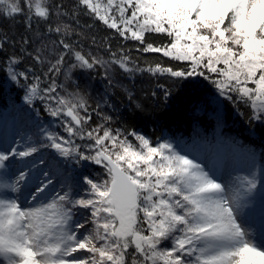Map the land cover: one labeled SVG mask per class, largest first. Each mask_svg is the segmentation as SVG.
Segmentation results:
<instances>
[{
  "label": "snow or ice",
  "instance_id": "snow-or-ice-1",
  "mask_svg": "<svg viewBox=\"0 0 264 264\" xmlns=\"http://www.w3.org/2000/svg\"><path fill=\"white\" fill-rule=\"evenodd\" d=\"M0 66L25 102L0 138V264H264V152L220 158L230 105L264 139V0H0ZM182 92L211 138L166 130Z\"/></svg>",
  "mask_w": 264,
  "mask_h": 264
},
{
  "label": "trees",
  "instance_id": "trees-1",
  "mask_svg": "<svg viewBox=\"0 0 264 264\" xmlns=\"http://www.w3.org/2000/svg\"><path fill=\"white\" fill-rule=\"evenodd\" d=\"M95 34L99 40L103 36L110 35V32L107 29V26H104L102 23L98 22L95 29ZM112 42L114 46L119 43L114 37ZM124 46L132 47L131 41H125ZM85 47H91L94 52L96 51V46L92 45L91 42H87ZM100 51L103 52V49ZM133 51L135 54V50ZM98 78L103 81L102 75L98 76ZM130 82V78L125 80V83ZM155 83V81L149 83L147 80H143L142 78L137 79L136 91L142 96V92L140 90L154 88ZM160 83H163V81L161 80ZM9 86V81L6 79V69L3 66H0L1 105H8L7 98L9 92L8 90L10 89ZM15 89L18 90L19 96H22L23 90L17 87ZM191 95V93L186 92L176 94L175 97L168 103V105L162 108L160 115L165 121L166 130L183 138L186 136L189 138H199V140L202 136L211 138L214 129L212 127L213 122L211 119L210 110L207 114L204 112L194 113ZM160 100L163 104L162 96L160 97ZM148 102L154 103V101ZM122 106L124 108L121 113L128 122L149 133L156 127V125L151 122V119L145 116L143 113H133L132 110L127 106L126 100ZM225 115L226 122L224 134L227 137L235 138L237 141H239L240 143L238 146H240L243 151L244 148H253L256 152V157L261 163L260 153L264 152V139L261 137L259 126H257L254 132L250 131L247 121L243 117L239 116L231 105L229 106V109L226 110ZM156 134L159 135V132L157 131Z\"/></svg>",
  "mask_w": 264,
  "mask_h": 264
},
{
  "label": "rangeland",
  "instance_id": "rangeland-1",
  "mask_svg": "<svg viewBox=\"0 0 264 264\" xmlns=\"http://www.w3.org/2000/svg\"><path fill=\"white\" fill-rule=\"evenodd\" d=\"M80 78L83 80L86 77L81 75ZM92 78H93L94 85L98 89H102L103 81H101L98 78L96 73H92ZM9 85H10L9 86L10 89L8 90L9 92H8V98H7L8 105L7 106L1 105V102H0V138H2L6 132H11L13 127L19 124L20 112L18 111V109H21L25 106V102L23 101L24 92L22 96H19L18 90L15 89L16 87L13 86V84H11L10 82H9ZM42 107H43L42 104L37 103V108H42ZM123 108L124 107L121 104L120 113L123 110ZM46 119L47 121L52 120L51 117H46ZM59 130L61 131V134H64L62 129H59ZM186 140H188L189 143L193 141H199L198 138L197 139L196 138H186ZM221 158L227 159L228 161L231 162L233 167H236L238 169L246 167L245 152L243 151L242 148L240 149V147L237 145L232 146L231 151H228L226 156L223 152L221 155ZM256 160H257V164H260L257 157H256ZM237 174H240V173L237 172ZM257 216H258V208H257Z\"/></svg>",
  "mask_w": 264,
  "mask_h": 264
}]
</instances>
